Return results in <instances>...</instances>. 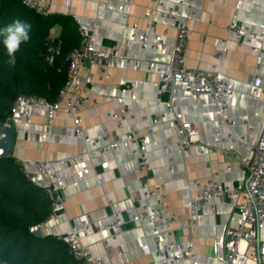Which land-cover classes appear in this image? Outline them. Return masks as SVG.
Returning <instances> with one entry per match:
<instances>
[{
	"label": "crops",
	"instance_id": "1",
	"mask_svg": "<svg viewBox=\"0 0 264 264\" xmlns=\"http://www.w3.org/2000/svg\"><path fill=\"white\" fill-rule=\"evenodd\" d=\"M150 6L151 0H55L52 15L72 17L79 27L91 30L96 43L107 51L161 61L165 56L144 53L137 39L146 25L143 15ZM175 7L177 18H167L161 11L156 13L158 31H168L171 49L174 27L189 22L186 65L190 67L209 68L214 61L216 40L227 41L229 50L221 62V72L235 91L228 97L229 115L237 121L235 131L238 134H247L252 128L256 135L264 120V66L257 68L256 64L264 62V57L259 59L251 46H264V40L254 37L250 42L240 43L225 27L237 10L243 28L248 27L251 34L264 33V0H165L162 9ZM123 21L136 23L138 30L126 31ZM61 31L62 25L57 23L50 34L58 38ZM255 75L262 78L258 87L253 84ZM164 76L169 77L168 70ZM160 78L144 67L135 68L126 60L105 65L88 63L80 69L78 79L89 86L92 98L100 99L101 105L97 108L91 104L83 106L82 127L84 133L90 135H100L106 128L112 139L115 121L105 110L115 105L120 88L133 82L134 86L125 96L129 106L144 120L140 133L150 152V184L163 185L164 204L168 210L187 215L190 197L196 196L193 180L206 182L211 171L224 165L226 152L237 150V146L227 138L229 126L222 121L218 103L211 96L192 98L184 84L176 83L158 100ZM168 99L172 100L173 111L166 108ZM33 111L30 124H16L11 155L19 161L47 160L52 170L63 175L61 183L67 186L68 195L57 216L46 224V232L64 236L70 232L73 221L91 222L95 229L83 237L82 242L93 256H102L104 264H162L154 253L144 249L146 243L154 248L153 226L161 228L162 223L136 224L129 217L130 212L154 204L153 198L143 194L145 186L132 151L134 143L123 141L115 151L89 157L82 138L72 134L73 121L67 110L61 109L51 124L44 109L34 108ZM160 113L163 121L155 132H148L145 122ZM174 116L195 121L198 127L199 138L186 150L180 148L171 126ZM241 154L245 156L246 152ZM69 157L72 159L61 161ZM27 169L34 171L35 167L29 165ZM247 175L236 163L232 170L222 174V179L230 186H245ZM39 179L46 180L47 173H39ZM235 201L232 198L220 202L215 208L207 205L199 211L193 232L188 227L177 230L179 240L193 241L196 253L193 264H225L227 227L239 223ZM116 211L120 214L123 231L113 236L105 224L113 220ZM105 240L111 246L108 253H104ZM236 264H264V261L245 260L239 255Z\"/></svg>",
	"mask_w": 264,
	"mask_h": 264
},
{
	"label": "built area",
	"instance_id": "2",
	"mask_svg": "<svg viewBox=\"0 0 264 264\" xmlns=\"http://www.w3.org/2000/svg\"><path fill=\"white\" fill-rule=\"evenodd\" d=\"M55 0H23L24 4L42 15H52V8ZM165 0H151L152 6L144 13L146 25L138 34L137 39L144 53L155 52L165 56L164 60L156 61L145 57H127L119 53L110 52L100 47L94 38L91 30L79 27L80 42L73 47L67 57L68 77L61 88L57 98L53 101L44 96L36 94L20 93L14 99L11 106L10 117L15 124H30L34 116V108L45 110L47 121L51 124L61 109L67 110L73 121L72 134L82 138L86 145V154L94 157L99 153L115 151L120 148L123 141L134 143L132 149L137 162V170L144 182V197L153 198V205H144L142 210L129 213L130 220L134 223H150L156 221L162 223V227L153 226L151 234L154 248L148 243L144 245L147 252L154 253L162 264H193L196 253L193 248V241H181L178 239L177 230L188 227L195 230L199 211L210 205L215 208L220 202L235 198V207L239 214V223L229 226L226 230L227 249L224 255L225 264H236V259L242 255L245 260L264 261V239H261V226L264 225V120L261 130L254 135L252 128L247 134H238L235 131L237 121L229 115L228 97L234 95L235 91L230 88L227 78L221 72V62L225 53L229 50V44L225 39H217L215 42L214 61L209 68L190 67L186 65V54L188 49V35L191 27L188 21L179 23L174 30L173 44L167 41L168 31H158L156 13L161 11L165 17H178L177 7L172 10H163ZM123 27L127 31L138 30L136 23L128 24L123 21ZM235 35L236 41L250 42L254 37L264 40V33L251 34L248 27H242L239 22L238 11L234 10L225 27ZM49 33L46 41L45 59L49 64H54L61 53V45ZM251 49L260 59L264 57L263 45H252ZM126 60L135 68L144 67L149 73L158 75L160 87L157 91V99L160 100L165 93H168L176 83L184 84L186 91L192 98L202 95H209L218 103L222 115L229 130L226 133L228 139L237 146V150L226 152V161L217 171H211L208 180L202 182L194 179L193 185L196 189V196L190 197L188 214L178 211H170L165 207V190L162 184H150L151 158L147 144L140 133V118L126 101V92L134 86L128 83L120 88V93L115 97V105L107 108L105 113L115 121L116 129L114 137L110 138V132L104 128L100 135L85 134L82 127L83 118L80 115L84 105L91 104L94 107L101 105L98 98H92L91 90L86 83L79 81L80 69L88 63L110 64ZM264 66V62L258 61L256 67ZM165 70L169 71V77L164 76ZM262 78L255 75L253 84L255 87L261 85ZM167 110L173 111L172 100L165 101ZM163 121V115L155 114L145 122L148 132H155L157 125ZM171 126L178 137V144L182 150L188 149L199 138V130L195 121L182 120L177 116L171 119ZM246 152L245 156L241 153ZM61 160L66 162L71 160ZM27 177L36 185L42 186L51 197L52 209L43 222L38 226L42 234L46 232V224L55 218L59 207L65 202L68 191L67 186L62 184L63 175L59 171L51 169L50 162L44 159H33L20 161ZM238 164L245 170V186H230L222 179V174L233 169V164ZM35 167L34 171L27 169V166ZM47 173V179H39V173ZM113 236L123 231L119 212H113V220L105 224ZM95 226L91 222L73 221L71 230L64 236L71 254L83 264H104L102 256H93L90 249L82 242L83 237L91 233ZM104 253L111 250L110 244L105 240ZM241 243H243L241 245ZM241 245V246H240Z\"/></svg>",
	"mask_w": 264,
	"mask_h": 264
},
{
	"label": "trees",
	"instance_id": "3",
	"mask_svg": "<svg viewBox=\"0 0 264 264\" xmlns=\"http://www.w3.org/2000/svg\"><path fill=\"white\" fill-rule=\"evenodd\" d=\"M17 19L31 25L30 40L15 54L14 65L8 63L0 43V120L10 116L20 93L55 100L68 77L66 57L80 42L79 25L72 17L42 15L23 0H0V28ZM57 23L62 25L56 39L61 53L49 64L45 43ZM51 209L50 195L27 177L21 162L12 155L0 157V264H83L71 254L64 239L31 230L46 220Z\"/></svg>",
	"mask_w": 264,
	"mask_h": 264
},
{
	"label": "clouds",
	"instance_id": "4",
	"mask_svg": "<svg viewBox=\"0 0 264 264\" xmlns=\"http://www.w3.org/2000/svg\"><path fill=\"white\" fill-rule=\"evenodd\" d=\"M31 25L27 22L17 19L11 24L0 28V43H2L8 56V63L14 65L16 63V53L21 45L30 40ZM261 239H264V225L261 226Z\"/></svg>",
	"mask_w": 264,
	"mask_h": 264
},
{
	"label": "water",
	"instance_id": "5",
	"mask_svg": "<svg viewBox=\"0 0 264 264\" xmlns=\"http://www.w3.org/2000/svg\"><path fill=\"white\" fill-rule=\"evenodd\" d=\"M15 131L16 124L10 116L6 120H0V157L11 155ZM31 230L37 235H42L41 229L38 225L33 226Z\"/></svg>",
	"mask_w": 264,
	"mask_h": 264
}]
</instances>
